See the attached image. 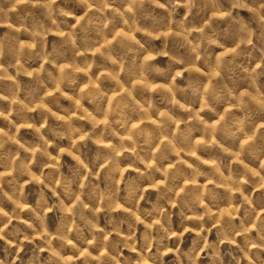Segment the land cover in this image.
Returning a JSON list of instances; mask_svg holds the SVG:
<instances>
[{
    "label": "clouds",
    "instance_id": "9594fccd",
    "mask_svg": "<svg viewBox=\"0 0 264 264\" xmlns=\"http://www.w3.org/2000/svg\"><path fill=\"white\" fill-rule=\"evenodd\" d=\"M0 264H264V0H0Z\"/></svg>",
    "mask_w": 264,
    "mask_h": 264
},
{
    "label": "rangeland",
    "instance_id": "374dc122",
    "mask_svg": "<svg viewBox=\"0 0 264 264\" xmlns=\"http://www.w3.org/2000/svg\"><path fill=\"white\" fill-rule=\"evenodd\" d=\"M182 13H183V10H180V14L182 15ZM51 39V38H50ZM66 103V102H65Z\"/></svg>",
    "mask_w": 264,
    "mask_h": 264
}]
</instances>
